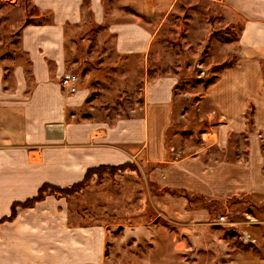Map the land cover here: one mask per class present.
I'll return each instance as SVG.
<instances>
[{"label": "rangeland", "instance_id": "1", "mask_svg": "<svg viewBox=\"0 0 264 264\" xmlns=\"http://www.w3.org/2000/svg\"><path fill=\"white\" fill-rule=\"evenodd\" d=\"M103 1L105 21L95 22L85 0L81 21L68 23L64 29L66 70L57 77L61 91L63 95L77 88L86 92L82 105L68 109L69 117L111 124L142 115L146 84L173 78L170 123L164 135L165 160L183 158L191 163L193 157L199 161L202 171L211 172L207 190H200L203 184L191 192L187 186L158 183L153 172L156 164L140 172L138 164L131 161L88 169L84 175L87 180L78 191L52 189H70L76 183L67 187L43 183L34 195L48 185L41 199L28 206L17 204L27 199L13 202L11 211L16 204L15 212L49 195L64 198L71 222L106 227L100 264L264 262V127L255 121L258 104L249 101L237 130L206 97L220 74L236 64L241 18L221 11L222 7L209 0ZM51 16V11L40 10L33 0H0V60L7 68V81H13L9 75L14 65L22 64L24 75H31L20 50L22 28L49 22ZM128 21L150 31L151 42L144 53L117 51L109 24ZM260 65L264 95V58ZM66 74L72 77L64 86ZM224 165L243 176L228 180L238 188L231 192L233 187L229 186L227 194L222 192L224 184L219 178L226 170ZM191 209L202 214L191 217ZM220 215L226 220L217 222ZM240 232L248 233L254 242H242Z\"/></svg>", "mask_w": 264, "mask_h": 264}, {"label": "crops", "instance_id": "2", "mask_svg": "<svg viewBox=\"0 0 264 264\" xmlns=\"http://www.w3.org/2000/svg\"><path fill=\"white\" fill-rule=\"evenodd\" d=\"M84 1L33 0L40 10L51 11L52 16L49 22L29 24L21 30L20 50L27 58L31 75H24L22 64L14 65L9 75L13 81H7V68L0 60V264L103 261L106 227L71 222L70 210L62 197L46 196L33 206L18 207L13 219L3 220L9 216L13 202L33 197L43 183L67 187L82 181L90 168L134 161L140 172L156 164L153 172L158 183L187 186L191 192L203 184L200 190H207L211 172L202 171L199 161L193 157L191 163L183 158L165 160L164 135L170 123L173 78L146 84L142 115L121 118L111 124L69 117L68 109L82 105L86 92L77 88L74 93L63 95L57 77L66 70L65 26L81 21ZM209 1L242 21L236 38V64L226 68L217 82L207 88L206 97L237 130L244 109L252 100L258 104L254 112L256 124L264 127V102L260 103L264 98L260 65L264 58V0ZM87 9L95 22L105 21L103 0H88ZM109 25L119 53L140 54L148 49L152 36L144 26L130 21ZM251 138L256 147L255 137ZM224 166V175L219 178L224 184L221 190L227 194L230 187L231 192L238 188L228 180L243 176ZM159 203L165 208L163 200ZM199 214L202 212L191 209V217ZM240 264L264 262L250 259Z\"/></svg>", "mask_w": 264, "mask_h": 264}, {"label": "trees", "instance_id": "3", "mask_svg": "<svg viewBox=\"0 0 264 264\" xmlns=\"http://www.w3.org/2000/svg\"><path fill=\"white\" fill-rule=\"evenodd\" d=\"M103 167V166H102ZM111 168L113 166H110ZM100 168V167H99ZM87 180V175L84 177V179L74 185L71 186V188H58V187H52V189H55L57 191H60V192H63V193H69L70 191H78L82 186H84L85 182ZM48 185H44L42 188H40V192L34 196L33 198H30V199H27L26 201L24 202H21V203H17V204H20V205H23V206H28V205H31L32 203H34L35 201H38L39 199H41L42 197V192L45 190V187L47 188ZM69 189V190H68ZM68 191V192H67ZM16 204V205H17ZM13 206V209L11 211V215L8 216L7 218H11L16 212H15V206Z\"/></svg>", "mask_w": 264, "mask_h": 264}, {"label": "built area", "instance_id": "4", "mask_svg": "<svg viewBox=\"0 0 264 264\" xmlns=\"http://www.w3.org/2000/svg\"><path fill=\"white\" fill-rule=\"evenodd\" d=\"M8 1H14V0H8ZM72 76L70 75V74H66L65 76H64V78H63V85L65 86L66 84H69L70 82V78H71ZM71 90H73V88L71 87ZM226 216H224V215H220L219 217H217V219H216V221L217 222H221V221H225L226 220ZM239 239L242 241V242H244V243H246V244H250V243H252V242H254L251 238H250V235L248 234V233H246V232H240V234H239Z\"/></svg>", "mask_w": 264, "mask_h": 264}]
</instances>
